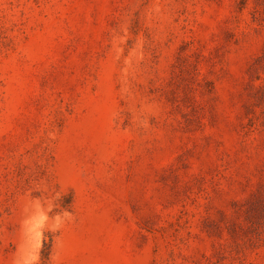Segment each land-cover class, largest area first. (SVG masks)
<instances>
[{"label": "rangeland", "instance_id": "1", "mask_svg": "<svg viewBox=\"0 0 264 264\" xmlns=\"http://www.w3.org/2000/svg\"><path fill=\"white\" fill-rule=\"evenodd\" d=\"M57 192L39 264H264V0H0V264Z\"/></svg>", "mask_w": 264, "mask_h": 264}, {"label": "clouds", "instance_id": "2", "mask_svg": "<svg viewBox=\"0 0 264 264\" xmlns=\"http://www.w3.org/2000/svg\"><path fill=\"white\" fill-rule=\"evenodd\" d=\"M60 199L62 196L57 192L44 201L33 200L25 207L27 217L23 223L27 226L30 251L14 259L13 264H39V253L45 242V233H50L54 237L63 224L71 219V213L67 209L63 212L56 210V200Z\"/></svg>", "mask_w": 264, "mask_h": 264}]
</instances>
